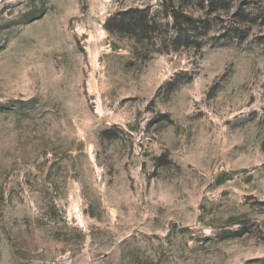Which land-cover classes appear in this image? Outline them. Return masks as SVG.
Listing matches in <instances>:
<instances>
[{"label": "rangeland", "instance_id": "1", "mask_svg": "<svg viewBox=\"0 0 264 264\" xmlns=\"http://www.w3.org/2000/svg\"><path fill=\"white\" fill-rule=\"evenodd\" d=\"M0 264H264V0H0Z\"/></svg>", "mask_w": 264, "mask_h": 264}, {"label": "trees", "instance_id": "2", "mask_svg": "<svg viewBox=\"0 0 264 264\" xmlns=\"http://www.w3.org/2000/svg\"><path fill=\"white\" fill-rule=\"evenodd\" d=\"M163 4L164 2L161 3V5ZM165 11L167 10L165 9ZM169 12L170 14H168V12H166V14L175 22L179 23V27H183V30L180 32L181 34L189 31V27L193 25L189 18L180 17L178 12L173 10H169ZM110 21L113 22L115 27L113 30L119 33L134 34L142 39H148V37L155 32L154 28L156 22L151 12L147 9H130L125 12L116 13ZM107 30L110 31L109 28H107Z\"/></svg>", "mask_w": 264, "mask_h": 264}, {"label": "water", "instance_id": "3", "mask_svg": "<svg viewBox=\"0 0 264 264\" xmlns=\"http://www.w3.org/2000/svg\"><path fill=\"white\" fill-rule=\"evenodd\" d=\"M157 5H158V3H157Z\"/></svg>", "mask_w": 264, "mask_h": 264}]
</instances>
